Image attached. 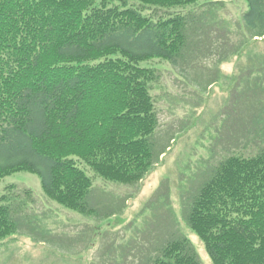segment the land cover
Wrapping results in <instances>:
<instances>
[{
    "label": "trees",
    "instance_id": "1",
    "mask_svg": "<svg viewBox=\"0 0 264 264\" xmlns=\"http://www.w3.org/2000/svg\"><path fill=\"white\" fill-rule=\"evenodd\" d=\"M245 1L247 36L264 38V0ZM198 2L0 0V182L34 173L49 199L90 216L94 176L139 184L164 154L151 62L188 61L196 17L179 9ZM16 210L0 196V240L18 231ZM185 221L214 264H264V149L213 167ZM167 241L149 264H202L186 235Z\"/></svg>",
    "mask_w": 264,
    "mask_h": 264
},
{
    "label": "rangeland",
    "instance_id": "2",
    "mask_svg": "<svg viewBox=\"0 0 264 264\" xmlns=\"http://www.w3.org/2000/svg\"><path fill=\"white\" fill-rule=\"evenodd\" d=\"M247 10L245 0H199L179 9L196 17L188 61L151 62L159 74L151 85L160 118L154 137L164 155L133 186L107 182L85 166L94 176L87 201L97 215L49 199L34 173L0 182V196L10 197L19 219L18 231L0 240V264H149L178 235L189 238L202 264H214L186 224L187 204L228 155L264 149V71L255 60L264 62V38L247 36Z\"/></svg>",
    "mask_w": 264,
    "mask_h": 264
}]
</instances>
